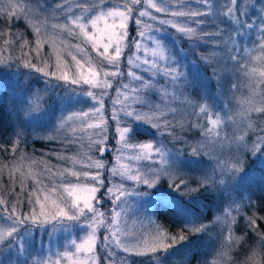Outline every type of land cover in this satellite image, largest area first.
Masks as SVG:
<instances>
[{
	"label": "snow or ice",
	"instance_id": "obj_1",
	"mask_svg": "<svg viewBox=\"0 0 264 264\" xmlns=\"http://www.w3.org/2000/svg\"><path fill=\"white\" fill-rule=\"evenodd\" d=\"M109 4H112V0H72V7L67 2L54 6L52 11L60 13L55 18L64 20V23L52 25V28L62 34L66 32L69 38L78 41L75 45L61 42V47L54 46V67L48 60L43 61V66H38L43 47L39 24H33L37 39L35 49L29 50L35 51L37 63L33 62L28 52L22 51L19 57L12 55L11 51L8 55L0 54V67L19 69L23 66L30 70L25 74L22 84L20 73L14 74L18 87H26L27 77L34 72L41 74L50 86L53 82L62 86L65 98L83 95L89 101L87 110L80 107L68 112L67 116L64 114L67 109L62 110L56 123L47 130V135L41 137L37 133L38 138H55L69 122L80 126L81 135L77 136V129L73 128L71 135L65 133L62 142H78L83 132L90 130L103 137L102 141L94 144L90 141L89 150L98 147L100 154V158L88 165L89 169L94 168L95 171L82 172V176L90 183L79 182L81 171L73 170L78 163L74 157H60L66 162L71 160L73 167L58 173L46 170L49 178L59 183L53 184L50 189L45 185L29 193L27 211L21 206L24 202L19 196L11 202L10 208L9 200L0 199V221L4 222L0 225V264H63L65 261L67 264H114L121 251L128 256H148L152 264H162V257L169 250L183 245L191 236L207 234L210 239L219 240L216 255L221 257L233 243L239 244L244 240L243 236L232 235L231 226H228L227 237L222 240L221 232L212 231L221 223L219 214L207 222L190 220L175 231L163 229L149 216L148 222L153 226L154 234L149 233L143 240L125 234L121 229V217L126 215L125 206L129 195H140V185L152 188L161 178H166L168 186L182 195L197 193L201 189L226 190L243 171L246 152L253 156L264 155V126L249 124L237 135L241 131L238 125L231 135H221L225 127L236 125L237 121L234 115H226L223 109L215 110L216 105L212 100L216 96L210 91L214 85L219 90L218 86L229 64L232 66L231 71L244 72L249 79L258 78L264 85V69L258 75L256 69L245 72L248 67L245 54L252 51L250 45L258 43L259 51L264 53V0H261L260 8L256 7L254 0L251 4L248 0H225L222 4L218 0H178L176 3L172 0H126L123 4H112L111 7ZM8 7L11 10L0 7V18L6 21L13 18L28 19L23 15L29 11L26 4L10 0ZM137 8L141 10L136 12ZM253 11L256 15H253ZM133 23L135 34L130 31ZM47 27L44 25L45 30ZM205 28L215 30L204 32ZM169 31L174 37V46L171 47L158 35ZM5 35L16 37V33L10 30L7 33L0 32V38ZM18 39H23V34ZM186 41L193 48L191 59L181 47ZM4 44L6 50H14L10 40L5 39ZM28 44L29 41L24 39L21 49ZM89 45L97 54V62L93 66L90 59L86 60V68L77 59V54L86 53ZM202 47L211 48L212 51H199ZM69 49H73L76 54ZM129 50L133 51L126 57L125 74L121 65ZM65 52L71 56L74 71L62 58ZM174 53H178L179 58ZM242 60L246 62L241 63ZM220 61H223V65ZM201 68L207 70L204 73L207 83L199 74ZM125 79L128 82H124ZM117 83L119 87L115 89L116 98L112 99L108 119L115 125L112 135L117 137L118 147L115 149L116 164L109 167L103 159L105 154L113 151L108 147L111 129L108 120L103 119V113L107 111L104 101L105 98L111 99L109 90ZM237 87V84L232 85L234 90ZM122 95L123 100L120 99ZM47 96V88L22 94L19 105L14 106L12 112L21 119L33 120L46 110ZM149 96L156 97V102H151ZM261 105H264V100ZM251 111L264 116V106L249 105L248 112L241 116V125L244 119H251ZM97 116L102 117L100 123H87L90 118ZM138 123L153 129L156 137H171L169 143L179 147L168 148L159 139L148 143L132 142L136 137L134 125ZM197 133L199 135L195 139H189ZM12 137L9 143L11 150L16 152L22 139L27 138V132L17 125ZM0 150L9 149L0 144ZM125 151L137 153L129 157L130 161L151 163H144L142 168L121 165L119 162L124 159L122 153ZM185 154L212 157L210 171L204 169L198 175L184 171L180 159ZM156 157L159 158L158 164ZM13 171H16L14 165ZM72 178L76 182H72ZM193 179L195 183L191 182ZM129 182L132 184L131 190ZM36 183L39 185L40 181ZM226 202L227 207L223 210L225 219L232 212L239 214L241 207H256V201L250 197H241L239 203L233 198ZM106 203L111 207L106 208ZM261 219L264 217L253 212L247 217V226L264 245V232L257 225ZM77 230L85 234L76 237ZM101 231L105 235L99 241L98 234ZM61 234L64 237L62 245L59 243ZM37 236L40 251L49 253L43 259L32 257L30 251L34 248ZM69 236L74 238L69 240ZM54 239L57 241L56 252L52 251ZM133 239L136 243H131ZM60 247L65 250L60 252ZM98 250L106 255L98 256ZM202 264H215V259L204 260Z\"/></svg>",
	"mask_w": 264,
	"mask_h": 264
},
{
	"label": "rangeland",
	"instance_id": "obj_2",
	"mask_svg": "<svg viewBox=\"0 0 264 264\" xmlns=\"http://www.w3.org/2000/svg\"><path fill=\"white\" fill-rule=\"evenodd\" d=\"M12 2H18L21 4H26L27 8L29 9L28 12L24 13V16H27L28 19L25 20L21 18L23 24L28 29L29 34L33 38L34 45L36 44V34L33 29V24H39L42 29V34L40 39L43 42V47L41 52H44V60H48L50 65L54 67L56 56L54 53V46L61 47L63 44H72L75 45L78 41L75 39H71L67 36V33H61L58 29H53L52 25L63 24L64 20H58L55 17H58L60 13L53 12L52 9L56 4L67 2L69 7H72V0H12ZM126 0H112V4H123ZM158 2V0H157ZM173 3L178 2V0H172ZM219 3H224L225 0H218ZM251 4L253 0H248ZM256 7H261V0H254ZM10 0H0V7H5L6 11L11 10L8 5ZM112 4L108 6L111 7ZM139 8L135 11L138 12ZM154 11V10H153ZM253 15H256L255 11H253ZM166 18V17H163ZM134 19V18H133ZM150 23V21H145ZM44 25H47V30H45ZM215 29L212 28H205L203 29L204 32L214 31ZM78 31V30H77ZM130 31L135 34V25L134 23L131 25ZM161 35L163 40H165L169 46H174V37L172 36L171 31L169 33H162L158 34ZM258 35V34H254ZM55 41V45L53 44ZM190 42H184L181 47L188 52L189 59L193 58L192 52L193 48L189 47ZM212 43V41H209ZM83 46V45H82ZM252 51L249 54H245L246 58L248 59V67L245 69V72L250 71L251 69L257 70V75L260 70L264 69V53L259 51L258 43L255 45H250ZM134 50V49H133ZM133 50H129L125 53V59L122 62V70L127 73V65H126V57L127 55H131ZM72 51L73 54H76L73 49H69ZM199 51L210 53L212 51L211 48H201ZM178 56V53H174ZM62 58L70 65L71 70L74 71V65H72L71 56L65 52ZM254 58V59H252ZM77 59L81 60V63H84L85 67H88L86 60H91L92 65L95 66L97 62V54L93 51L89 46H87V51L84 54H77ZM245 60H242L241 63H245ZM221 65H223V61H220ZM39 66V65H38ZM40 66H43L41 63ZM231 65H227V71L223 74V78L221 80L220 85L213 86L212 90L210 91L215 93L216 99L212 100V103L216 105L217 111L223 109L226 115H234L237 121L236 125H228L223 129L221 135H231L232 132L236 129L238 125L241 126V131L237 132V135L241 134L243 130L246 129L247 125L252 124L254 127L256 126H264V116H258L255 111L250 112L251 119H244L243 124L241 125V116L248 112L249 105L253 107H261V101L264 100V85H262L261 81L258 78H251L249 79L248 76L245 75L244 72H233L231 71ZM28 70H18V69H8L4 71H0V102H4L5 100L10 106L13 104H19L22 99V94L27 95L28 92L34 89H48V96H47V105L46 110L44 113L33 120H24L21 119V123L23 124L22 127L29 133L31 136L37 139V133L40 136L47 135V130L51 129L53 125L56 123V118L60 114V112L64 109L65 115H68V112L76 111L80 107H84L87 110L89 101L81 95L80 97H73V98H65L64 89L62 86L56 85L53 82V85L50 86L45 79L42 77L41 74L32 72L30 76L27 77V86L26 87H18L17 86V76L14 75L15 73L19 72V80L21 84L25 79V74L29 73ZM206 72L205 69L201 68L199 70V74L201 77L204 78V82L207 83V79L204 76ZM102 75V74H101ZM124 82H128L125 79ZM162 83V81H161ZM233 84H237L238 87L234 90L232 88ZM116 87H119V83L115 85L112 89H110L111 99L105 98V111L103 113V119L108 120L109 127L111 131L109 132L110 142L108 147L113 149V151L104 155L103 159L108 163L109 167L116 164L115 160V149L118 147L116 144L117 137L112 135L115 129V125L111 123L108 119L111 115V107H112V99L116 98ZM99 94V90H97ZM4 95L5 98H4ZM121 100L124 99L122 95L120 97ZM151 102L155 103L157 98L149 96L148 97ZM1 104V103H0ZM226 106V107H225ZM14 107V106H13ZM16 115V114H15ZM100 116L95 118H90L87 123L90 124H98L101 121ZM16 121L18 120V116L15 117ZM76 128V135L80 136V126L78 124H73L69 122L68 126L61 132L57 133L55 138L53 139H43L45 141H51L54 143L55 151L50 153L44 154V164L40 165L35 160L25 155H19L18 158L13 161L10 167V172L13 175H16L20 178L23 185L26 183L25 186H20L21 188L24 187L29 189L30 192H33L34 189H38L43 186H47L49 189L52 187L53 184L59 183L58 180L53 181L49 178L48 171L51 173H58L59 171L72 168L71 160L63 161L60 157H74L78 163L73 168V170L81 171V179L80 183H90V181L86 180L82 176L83 171H90L94 172L95 169H89L88 165L95 159L100 158L99 148L93 147L90 151V141L94 144L97 141H102L103 137L98 135L94 131H85L83 132L82 139L78 142L69 144L67 142H62L65 133L71 135L72 129ZM35 130V132L33 131ZM134 134L135 139L134 143H148L153 142L156 139H159L160 143L165 144L168 148L179 147V145H172L169 143L171 137L164 136V137H156V133L153 129L143 123H138L134 125ZM199 134L197 133L196 136L189 137L190 140L195 139ZM255 137H253L254 139ZM211 151V149H209ZM124 159H122L119 163L121 165H128L129 167H143L144 163H151V161L145 162H138V161H130L129 157H133L137 155L136 152L132 151H125L122 153ZM215 154L213 153V156ZM227 155V153L225 154ZM48 157H51L50 159ZM91 157V160L89 159ZM212 157H191L185 154L180 159V166L181 168L189 173L198 175L202 170L208 169L210 171L212 162L210 161ZM156 162L158 164L159 158L156 157ZM13 165L15 166L16 171H13ZM39 180L40 184L37 185L36 181ZM72 182H76L75 178H72ZM28 184V185H27ZM161 186H168V182L166 178H161L160 182L152 188H148L146 185H140L138 188V192L140 195H129L127 198V204L125 206L126 215H122L121 217V229L125 232L126 235L136 237L140 240L147 237L149 233L154 234L153 226L149 224L148 217L151 216L152 219L155 220L156 224H159L156 219V212L159 211L161 213H165L171 220H178L182 224L189 222L190 220H195L199 222L200 216L188 212L180 207H178L173 199L172 196L168 195L165 191L162 190ZM129 190H131L132 184L129 182L128 184ZM160 187V188H159ZM172 189V188H171ZM153 190H157V193H153ZM214 192V202L211 206L210 210V219H213L217 214L221 216V223L217 225V227L212 230L214 232H221L220 239H224L228 235L229 227L231 226L232 235L234 237H241L238 233V229L240 227H245L247 222V217L251 215L252 208H248L247 206L241 207L239 214L236 212H232L231 216L227 219L223 216V210L227 207V200L229 198H233L237 200L239 203V199L241 197H250L253 201L256 196L264 195V155H256L253 156L250 153H245V164L244 169L240 173V175L232 182L229 189L226 190H212ZM166 193V194H165ZM28 197V196H27ZM26 197V201H27ZM26 201L21 204L25 211L28 210L26 206ZM247 203V201H245ZM2 207V206H0ZM11 207V204H10ZM9 207V208H10ZM106 208H110V204H105ZM248 208V209H247ZM38 210V209H37ZM102 211L104 209H101ZM250 211V212H249ZM4 222L0 221V225ZM160 225V224H159ZM85 233L77 230L76 237H82ZM105 233L101 231L98 234L99 241L103 240V236ZM73 236H69L68 239H73ZM79 242V240H78ZM59 243L62 245L64 243L63 234L60 235ZM131 243H136V240L133 239ZM57 241L53 240L52 251H57ZM238 244L233 243L229 250H227L224 255L217 256L216 253L219 250V240L214 241L209 238L207 235L204 242L201 245V248L196 251L195 254V261L192 264H202L204 260L212 261L215 259V264H226L233 250L237 247ZM45 249H47V237H45ZM65 249L63 247L59 248L60 252H63ZM193 248L182 245L178 246L177 248L169 250L163 257H162V264H176V262H183V264H189V259L193 256ZM32 253V257L43 259L47 257L49 253L45 250L43 252L40 251L39 245V236H37L36 242L34 244V248L30 249ZM74 251V249H72ZM98 256H104L106 253L97 251ZM135 256L131 255L128 256L122 251L116 256L114 264H130L129 260L130 257ZM84 258V257H81ZM55 259V257H53ZM63 264H67V262H63Z\"/></svg>",
	"mask_w": 264,
	"mask_h": 264
},
{
	"label": "trees",
	"instance_id": "obj_3",
	"mask_svg": "<svg viewBox=\"0 0 264 264\" xmlns=\"http://www.w3.org/2000/svg\"><path fill=\"white\" fill-rule=\"evenodd\" d=\"M9 30L12 33H16V37H9L5 35L3 38H0V54L8 55L9 51H11L12 55L19 57L22 51L28 52L29 55L33 58V62L37 63L35 51H29L30 49H35L33 38L29 34V31L25 27L23 22L15 18H13L11 21H6L5 19L0 18V32L7 33ZM21 34H23V39H18ZM5 39L11 41L14 50H6V46L4 44ZM24 39L28 40L29 44L28 46L21 49V44H23ZM41 58L42 59L40 60V62H38L39 66L44 61V52H41ZM8 69L17 68L0 67V71ZM18 70L28 69H25L23 68V66H21ZM5 96L6 95H4V98ZM3 101L4 102H0V144H4L8 147L9 150H0V199L9 200L10 203L8 207H10L11 202L16 201L17 196H19L22 202H25L26 197L30 192V190L25 187L24 191L21 192L20 186H25L26 183H24L25 185H23L22 181H20V178L10 172V167L13 161H15L18 156L22 154L32 158L38 164L43 165L44 154L55 151V147L53 146V142L34 138L29 133H27V138L22 139L21 143L19 144V150L13 152L11 150L12 146L9 141L13 138L12 133L14 132L17 125H20L22 127L23 124L21 123L20 116L16 114L18 116V120L16 121V115H14L12 112L13 106H18L19 104L17 103L16 105L13 104L12 106H10L5 100ZM48 158L50 159L51 157ZM191 182L195 183V180L193 179L191 180ZM161 187L162 188H159L162 190H167L165 192L173 197L178 207L200 216L201 220L199 222H207L211 218L209 209L214 202V192L212 190L201 189L197 193L182 195L180 192L174 191L171 188L167 189V187L165 186ZM153 193H157V190H153ZM254 201H256V207L252 208V212H249L251 214L253 212H256L257 215L264 217V195L260 194L259 196H256V199L254 198ZM156 215V219L163 229L175 231L183 225L178 220H171L165 213L157 211ZM244 223H246V226L240 227L238 229L239 235L243 236L244 240L240 242L233 250L230 259L226 264H264V245L261 244L260 238L256 233L250 232L247 226V222ZM257 225L260 231L264 232V219L259 220L257 222ZM206 236L207 234L191 236L189 240L183 244L194 249L193 256L191 259H189V264L194 263L196 251L201 248V245L204 242ZM129 262L130 264H152V261L148 256H132L130 257Z\"/></svg>",
	"mask_w": 264,
	"mask_h": 264
}]
</instances>
